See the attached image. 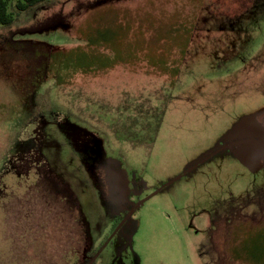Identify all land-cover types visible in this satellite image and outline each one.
Returning <instances> with one entry per match:
<instances>
[{
  "label": "rangeland",
  "instance_id": "374dc122",
  "mask_svg": "<svg viewBox=\"0 0 264 264\" xmlns=\"http://www.w3.org/2000/svg\"><path fill=\"white\" fill-rule=\"evenodd\" d=\"M18 2L0 24V262L26 212L51 264L92 243L94 264H242L236 225L264 221V0Z\"/></svg>",
  "mask_w": 264,
  "mask_h": 264
},
{
  "label": "trees",
  "instance_id": "16d2710c",
  "mask_svg": "<svg viewBox=\"0 0 264 264\" xmlns=\"http://www.w3.org/2000/svg\"><path fill=\"white\" fill-rule=\"evenodd\" d=\"M40 0H19V2L16 4L17 8L20 10H27L34 5H36ZM14 21L12 12H9L8 10V0H0V24L8 25ZM154 109V107H153ZM150 109L147 111L150 115H153L155 118L159 115L158 119L161 121L160 116L161 112L160 109L157 111V108L154 110ZM137 111V106H136ZM139 111V110H138ZM137 111V112H138ZM144 115L146 112H142L140 110V115ZM156 115V116H155ZM142 117V116H141ZM148 119V126L147 130H150L153 135L156 134L160 122L158 119L147 116ZM154 118V119H153ZM128 122H126L127 128H130L131 126H135V124L139 121L140 117H137L136 114H134L132 117L128 118ZM155 120V121H154ZM142 125L139 127H136V132H131L132 135L141 131ZM143 129L146 131V126L144 124ZM138 139V138H137ZM241 233H239V237L237 236H231V247L230 249V257L232 260H239L242 264H264V259H262V253L259 251H252V246L256 245L257 247H264V239L261 237V235L264 234V221L256 224H252L250 222H246L245 220H240V223L236 225V230ZM98 253V250L95 248L94 243L91 244L90 248L85 252V258L82 264H94V261H91L96 254Z\"/></svg>",
  "mask_w": 264,
  "mask_h": 264
},
{
  "label": "crops",
  "instance_id": "0c3cea01",
  "mask_svg": "<svg viewBox=\"0 0 264 264\" xmlns=\"http://www.w3.org/2000/svg\"><path fill=\"white\" fill-rule=\"evenodd\" d=\"M10 199L12 200V198ZM22 215L23 217L21 218L16 217V220L14 221V231H9L8 234L6 233L2 237L3 246H8L9 244H11V246L9 258L6 259L8 261L0 262V264H33V262L34 264H44L45 262V259L41 254L43 253V255H45L48 253L46 252L45 247L42 245H39V248L33 246L34 239L32 236L28 235V233L31 232V227L27 220H31V215L28 214V218L26 212ZM35 254L39 255L34 257ZM45 257H47V255ZM57 262L58 259L56 257L55 263ZM45 264L51 263L47 261Z\"/></svg>",
  "mask_w": 264,
  "mask_h": 264
}]
</instances>
